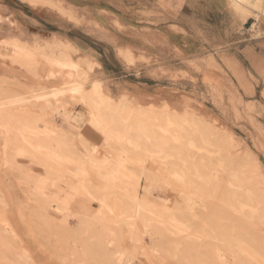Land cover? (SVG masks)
Segmentation results:
<instances>
[{
	"label": "bare ground",
	"instance_id": "6f19581e",
	"mask_svg": "<svg viewBox=\"0 0 264 264\" xmlns=\"http://www.w3.org/2000/svg\"><path fill=\"white\" fill-rule=\"evenodd\" d=\"M27 2L37 5L43 1L27 0ZM231 2L245 18L251 14L250 9L257 8L252 0H231ZM244 5L250 7L249 10ZM38 43L35 42L28 47L17 39L0 42V59L4 63L8 61L14 64L21 70L25 68L35 78L34 83L39 88L35 90L28 85L29 81L25 80L11 84L14 82L11 80L13 77L0 75V128L5 140L4 158L6 164L16 167L18 156L26 157L30 159V164L41 169L35 177L26 176V178L34 182L37 198L42 200L41 204L46 203L43 210L48 217L45 215L46 220L48 219V228L53 227L51 225L55 223L53 216L55 214L49 211L53 210L56 215H64L65 224H68L70 219H78L81 230L88 232L89 237H86L91 238L92 242H87V245L92 247V249L89 247L91 251L88 247H84L87 250L80 252L75 249L76 245L73 242V250L85 260H81L79 264H87L90 262L87 259L95 257L99 259L100 264H129L138 256L141 257L143 264H167L166 257L172 258L178 264H190L187 255L193 256L194 253L196 264H207L208 261L204 256L205 260H202L203 258L197 255L203 247L201 240L204 238L207 240L213 235H208L202 226L198 229L200 224L198 225L193 216L185 213L182 208H185L191 196H195L207 209H211L215 203L216 206L218 205L215 199V194L217 195L218 192L221 208L219 207L220 212L218 211L217 214L222 215L223 219L225 217V220H227L226 215L227 217L231 215L228 220L234 223L231 225L228 221L226 229L229 231L224 228L222 232L224 225L227 224L223 222V225L213 218L220 217V221L222 220V216L215 214L217 207H214L213 212L208 211L211 216L206 213L208 218L212 217L211 213L214 214L209 218L211 219L209 225L215 226L212 220H216L213 223H216V227H219L218 232L221 233L216 231V235H219L215 237L217 239L221 237L218 242L224 243V248L228 246L227 250L237 247L234 255L241 263L243 259L241 253L246 255L250 250L246 248L244 250L246 253H243L241 249L245 246L242 247V243L239 242L247 235H251L250 242L248 241L250 237L245 238L244 241L251 243L249 245L253 246L256 253L260 251L263 259L264 175L257 158L242 153L230 133L222 134L200 123L187 125L181 118H177L175 122L163 120L164 128L161 130L162 133H158L152 128L149 116L133 109L125 96L115 100L110 95L104 94L99 82L88 83L87 77L93 66L90 64L87 70L83 71L78 63L71 60L69 53L76 51L75 46L68 42H58L54 48L46 43ZM124 59L129 64L134 63L128 54L124 55ZM23 78L28 79L25 76ZM63 98H68L70 102L88 113L92 125L106 133L108 144L114 149L128 153L130 157L148 154L158 160H163L167 152V157L173 161L172 170L168 168L170 177L187 188L190 195L185 193L179 195L173 208L168 211L148 203L139 195V190L155 192L156 186L146 177L145 169L137 168H130L132 179L129 180L122 179L118 168L105 173L101 171L102 175L98 174V178L105 181V190L99 192L88 182V172L84 169V163H91L94 168L102 170L101 168H106L109 162L100 157L98 151L87 144L82 137L80 140L86 146L87 155L84 156L73 146V138L67 128H75L78 120L76 115H73L74 109L70 104L61 102ZM49 118L52 122L47 120ZM59 121H62V124L57 126ZM171 126L176 128L172 130ZM166 128L172 132L169 137L166 136ZM164 142L168 144L167 147ZM171 149H174V154L170 153ZM26 151L29 153L27 154ZM211 158H215L216 161ZM64 165L73 167L74 171ZM119 165L124 166L123 163ZM47 183L56 186L59 194L57 198L43 193ZM209 184L214 186L215 194L212 193L211 188L210 194L206 192L208 189L205 187ZM77 201L85 215L76 214L69 209V204ZM94 204H98L99 208L90 211V207L92 209ZM224 206H227L226 210L232 209L230 211L235 215H232L233 212H228L229 210L225 211L226 215L222 213ZM201 213L199 212L201 217L203 215L206 217L205 213L203 215ZM208 218L205 221H208ZM194 223L198 225H195L197 231L192 230ZM121 224H124L129 231L134 246L131 253L123 249ZM138 224H141L144 232L139 229ZM230 225V228H237L238 233V226L241 227L240 231L244 233L235 234L229 228ZM90 233L94 238L90 237L92 235ZM240 235L241 240H239ZM145 237L149 238L152 245L148 250L142 246L145 244ZM168 237H171L169 240L172 239L174 244L166 240ZM75 240L78 241L76 238ZM68 243L69 239L64 240L61 246ZM176 245H180L183 251L179 261L175 254ZM255 251H252L253 253L250 251L243 262L248 260L250 254V259L253 257L256 259ZM195 258H192V261ZM236 262L239 264L238 261ZM254 262L258 261L254 260ZM96 263L98 264L97 261ZM96 263L90 262V264ZM258 263L260 264V261Z\"/></svg>",
	"mask_w": 264,
	"mask_h": 264
},
{
	"label": "rangeland",
	"instance_id": "374dc122",
	"mask_svg": "<svg viewBox=\"0 0 264 264\" xmlns=\"http://www.w3.org/2000/svg\"><path fill=\"white\" fill-rule=\"evenodd\" d=\"M24 1L27 2V0ZM41 1L43 2L38 4L49 6L53 9H57L62 15H65L70 19H74L73 14L69 11H66L63 8L62 3L60 1L58 0H41ZM19 41L23 42L28 47H31L35 43L34 42L33 44H28L23 40L22 41L19 40ZM58 42H63V41L56 40L50 43L47 42L46 44L56 48V44ZM75 49L76 51H74L73 53H69L71 60L78 63V65L83 71L87 70V66L91 64L93 66V70L90 71V73L88 74L87 77L88 83L91 84L93 82H99L101 84L104 94L109 95L108 90L105 89L103 82L93 77L96 68L100 67L99 64L91 60H88L86 58H81V57L75 58V56L79 53V50L76 47ZM126 54H128L131 57L132 61H134L133 55L129 50H124L120 52V56L123 59H124V55ZM8 63L11 65L12 70L18 72L16 73L17 75L14 74L16 76H12L13 78L11 80H13L14 82L7 80L8 82H11V84H15L16 83L15 81L25 80V81H29L27 82L29 83L28 85H30L35 90L39 89L36 86V83H34L36 82L35 78L32 77L31 74L25 68L21 70L14 64H11L10 62ZM226 66L229 70L232 71V74L237 79L235 82L236 86H232L233 87L232 90L227 87V84H225V87L222 90H220L218 89L219 86L217 83L214 84L208 83V85H205L204 87L199 86V87H195L194 89H192L191 87L188 89L189 94L186 103H183L181 106L178 107L172 106L168 102H163V103L158 102V104H148V105L138 104L137 102L134 101V99L130 98L129 96L127 95L124 96L126 97V100L133 109L144 112L149 116L150 118L149 121L150 124H152V128H154L155 131H157L158 133L159 132L162 133L161 130L164 128L163 127L164 124H162L163 120L168 119L169 121L175 122L177 118L184 119L187 125L188 124L192 125L193 123L195 124L200 123L206 128L215 129L216 131H219L222 134L230 133L233 136V141L238 145V148L242 153L245 152L248 155L257 158L260 168L262 169L264 175V80L257 81L250 74H247L249 78L248 80L246 75H244V71L240 68V66L230 63L228 65L226 63ZM216 68L222 74H224V70L221 68L220 65H217ZM24 74L28 77V79L23 78ZM258 83L260 85L258 91L262 90L263 94L258 93L257 96L251 97L252 96L251 94H254L255 92L253 86L258 85ZM230 85H233V83L230 82ZM242 94L244 96H241ZM111 97H113L115 100H119L123 98V97L116 98L114 96ZM253 100H257L259 103L250 102ZM61 102H63L64 104L65 103L70 104V106L74 109L72 113L73 115L74 114L76 115V118L78 120V123L76 124L75 128L68 127L78 131V132L76 131L75 135L72 136V134L68 130L69 134L73 138V146L76 147L81 154L86 156L87 155L86 146H84L83 142L80 140V138L82 137L87 144L89 143L90 146H93L94 150L98 151V155L100 157H103L106 162H109V165L105 166L106 168H101L102 170L94 168L91 163L88 162L84 163V169L88 172V176H87L88 182L92 186H94L99 192H103L105 190V186H104L105 181L98 178V174L102 175L100 174L101 171L105 173L106 171L109 172L113 168L115 169L118 168L119 172H121L120 175H122V179L129 180L132 179L130 168L131 169L137 168L139 170L145 169L147 172L146 177L149 178V181L156 186L155 192H149L145 189L139 190V195L145 198L148 203L155 205L158 208L162 207L168 211L169 209L173 208L179 195H183V193L188 194L187 188L183 187L181 184L176 183L172 179V177H170L169 172L170 170H172L171 168H173L171 167L173 161L171 160L170 157H167L168 156L167 152H165L167 155L166 156L164 155L165 158H163V160L151 158V155L148 156V154L147 156L145 155L142 156L138 154V155H133V157H130L128 153L125 154L123 152H120L108 144L106 133L100 129L95 128L92 125V123L89 120L88 113H86L81 107L70 102L68 98H63ZM47 120L52 122L51 118ZM61 124L62 121H59L57 126L58 125L60 126ZM171 127L172 130L176 128L174 126ZM166 131H167L166 136L168 137L171 136L172 132H169L167 128ZM4 143L5 140H4L3 132L1 131L0 128V264H79L81 260L85 261L84 259H82L83 257H81L80 254L77 255L75 253L72 247H73V242H75L76 245L75 249L77 248L76 250H79L80 252L83 250H87L85 249L86 247H88L87 242H92L91 238L88 239L86 237V236L89 237V235H87L88 232L85 233L84 230H81V224L78 219L77 220L70 219V222H68V224H65L64 215L62 214L56 215V213L53 210H49V211H51L52 214H55L53 215L55 218L54 219L55 223L51 225L53 227H49V228L47 227L48 219L46 220L47 215L46 212H44L43 210L45 208L44 204L46 203L41 204L42 200L41 199L38 200L37 198L38 195L35 189L34 182L31 179L26 178V176L35 177L37 174H39L41 169H39L34 164H30L29 163L30 159L26 157L23 158L21 156H18L16 161V165L19 167L17 166L13 167L12 165L6 164V158H4L5 157ZM167 146L168 144H165V147ZM26 153L28 154L29 151H26ZM170 153L174 154V149H171ZM211 159L215 160V158H211ZM120 163H123L124 166L119 165ZM64 167L68 168L71 171H74V168L71 166L64 165ZM169 167L170 170L168 169ZM164 170L166 171L164 172ZM219 174L222 175L220 171ZM205 188L208 189V191L206 190L207 193H209V191L211 190L212 193H214L213 192L214 186L212 184L211 186L209 184ZM210 188L211 190H209ZM43 193L45 195L56 198L59 196L56 186H53L50 183L46 184ZM190 198L191 199H189L186 202L185 208L182 209L185 213L191 214L193 216L192 218L195 219L198 225L200 224L199 225L200 228H199V226L194 223V225H192V230L197 231L198 229H201L203 227L204 231L206 230L205 232L208 235L212 234L215 237L221 234L218 232L219 227L217 228L216 223H213L216 220L214 219L212 220V224L213 225L215 224V226L209 225V223H211V219L209 218H212L214 214L211 213L212 217L209 218L207 217V214L211 216L208 211L213 212L214 207L218 208L215 209V214L220 215L217 214V212L219 211V207L221 208V203L219 201V192L217 193V195L215 194V199L217 204L219 205L220 203V205L216 206L215 203L214 207H211L212 210L210 208H209L210 210L207 209L203 204V202L197 200L195 196L194 197L191 196ZM224 207L225 209L223 210L222 208V213L225 214V211H228L229 209L227 208L228 210H226L227 206ZM98 208L99 205L94 204L92 209L90 207V211H94L95 209ZM69 209L76 214L78 213L81 215H85L84 210L79 208L78 201L77 203L71 202L69 204ZM230 210L228 212H233ZM199 212H202L201 213L202 215L203 213L205 214L207 213L206 217L204 215H203L204 218L203 216L201 217ZM232 215L233 216L235 215L234 212ZM231 217H232L231 215H229V217H227L226 215L227 220H225V217L223 219L222 216L221 221L219 219L220 217L214 216L213 218H216L217 220H219V223H222L224 225V223L225 224L228 223V221L230 220L229 218ZM206 218H208L207 219L208 221H205ZM190 222L193 224V221H191V219ZM229 222L230 223L228 224L232 225L233 223L232 220ZM228 224L224 225L222 232H224V228L225 229L228 228ZM138 225H139V229L142 232H144L145 230L142 228L141 224ZM195 225L198 226V229L197 226ZM231 225L229 226V228L231 227ZM235 227H237V225ZM233 228L230 229H232V231L235 232V234L238 233V229L237 228L233 229ZM238 228H239V233H244L243 231H240L241 227L238 226ZM120 229L123 235V240H122L123 249L127 253H131L134 249V246L129 237V231L128 229H126L124 224L120 225ZM214 229L216 230L214 231ZM216 231L219 234L216 235ZM226 231L229 230L226 229ZM91 236H93V234L90 235V237ZM213 236L211 238H208L207 240L205 238L201 240L203 247H201V249L199 250L200 252V253L198 252L199 255H197L198 253H196V255L202 258L204 256L206 261H208L207 264H211V263L237 264L236 261L238 262L240 261L237 260L236 256L234 255L237 247L227 250L226 248L228 246H225L226 248H224V243L220 241L218 242V240L221 239V237H218L217 239V237L214 238ZM247 237H250L248 238L250 239L248 240L250 242L251 235L250 236L247 235ZM66 238L69 239L68 245L63 244V246H61L62 241L67 240ZM75 238L78 241H76ZM169 238L171 237H168V239L166 238V240L172 244L173 240L172 239L169 240ZM241 238L242 236L240 235L239 240H241ZM244 239L242 240L244 241ZM176 241L179 242V240L177 239ZM243 241L239 242L242 243L241 244L242 247L243 245L245 246L244 249H241L242 251H244L246 248L248 249V251L249 250L251 252L255 251L253 246H250L251 243H249L248 241H246L248 243H246L245 241L244 243ZM76 242L77 243L79 242V244H77ZM71 243L72 245H70ZM144 243L145 244L142 246H144V248H146L147 250L149 246H152L150 245L151 241L147 237H145ZM79 246L81 247L79 248ZM180 247H181L180 245L179 246L176 245L177 250L175 251V254L177 256L176 258L177 261L180 260L181 255L183 253L181 249L182 247L181 248ZM112 248H114V246ZM89 251H91L90 248ZM250 251L248 253L244 251L243 253H246V255L248 256V254L251 253ZM194 255L195 253L193 254V256L191 254L187 255L190 264H196L195 261L196 258ZM246 255L244 254L242 255L241 253V256L243 258L242 259L240 257L242 259L241 263L246 259L244 258L247 257ZM191 256L192 258H195L193 259L194 262L192 261ZM250 256L249 258H247L248 260H246L248 264H255V263L257 264L259 261L260 264H262L264 262V255L262 259L260 251L259 253H256V259L253 257V259L255 261L257 260L258 262H254L253 259H250ZM204 258L202 260H205ZM87 260L88 262L90 260L91 263H96L97 261L98 264H100L99 259L97 260V257L90 258ZM165 261L167 262V264H178V262L174 261L172 258L169 259L166 257ZM90 262L89 263L86 262V263L90 264ZM130 263L143 264L141 262V257L139 256L135 257ZM241 263L239 262V264ZM245 263L243 262L242 264Z\"/></svg>",
	"mask_w": 264,
	"mask_h": 264
},
{
	"label": "crops",
	"instance_id": "0c3cea01",
	"mask_svg": "<svg viewBox=\"0 0 264 264\" xmlns=\"http://www.w3.org/2000/svg\"><path fill=\"white\" fill-rule=\"evenodd\" d=\"M58 1L74 19L49 6L0 0V42H68L79 50L75 58L99 64L93 77L109 95L144 105L181 106L189 88L208 83L232 90L237 79L226 63L240 66L248 80L247 74L264 80V0H252L256 10L244 5L251 12L246 18L231 0ZM124 50L134 64L120 56ZM16 73L0 59V75ZM259 87L251 97L263 94ZM67 130L72 136L77 131Z\"/></svg>",
	"mask_w": 264,
	"mask_h": 264
}]
</instances>
